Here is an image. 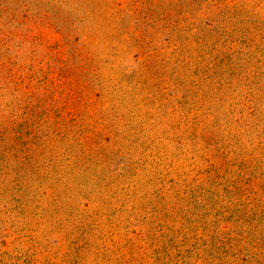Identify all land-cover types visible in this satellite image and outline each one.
Listing matches in <instances>:
<instances>
[{
	"label": "rangeland",
	"instance_id": "obj_1",
	"mask_svg": "<svg viewBox=\"0 0 264 264\" xmlns=\"http://www.w3.org/2000/svg\"><path fill=\"white\" fill-rule=\"evenodd\" d=\"M0 264H264V0H0Z\"/></svg>",
	"mask_w": 264,
	"mask_h": 264
}]
</instances>
